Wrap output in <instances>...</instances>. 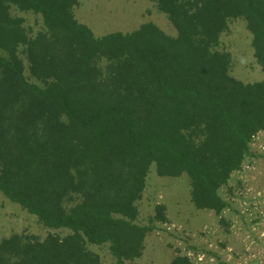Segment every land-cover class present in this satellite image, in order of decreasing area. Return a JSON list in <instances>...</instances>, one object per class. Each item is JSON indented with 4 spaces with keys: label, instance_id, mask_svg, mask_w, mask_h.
<instances>
[{
    "label": "trees",
    "instance_id": "1",
    "mask_svg": "<svg viewBox=\"0 0 264 264\" xmlns=\"http://www.w3.org/2000/svg\"><path fill=\"white\" fill-rule=\"evenodd\" d=\"M176 30L155 23L96 36L79 0H0V192L47 229L0 240V264H116L143 255L155 229L139 224L149 168L185 174L196 209L220 215L219 190L264 130V78L229 73L220 48L242 18L264 75V0H151ZM39 14L29 35L11 8ZM154 222L165 223V206ZM168 264H195L176 251Z\"/></svg>",
    "mask_w": 264,
    "mask_h": 264
},
{
    "label": "rangeland",
    "instance_id": "2",
    "mask_svg": "<svg viewBox=\"0 0 264 264\" xmlns=\"http://www.w3.org/2000/svg\"><path fill=\"white\" fill-rule=\"evenodd\" d=\"M77 19L88 25L96 36L110 32H130L142 23L153 22L169 35L176 30L167 16L151 0H79ZM23 18L29 35L44 28L39 14L11 8ZM220 48L231 53L229 73L243 82L264 78L253 55L251 34L242 18L230 20L221 35ZM228 207L217 215L196 209L191 202L188 177L159 176L155 165L149 168L146 188L137 202L138 223L155 229L145 238L143 255L127 264H168L179 251L195 264H264V130L250 142V152L241 168L232 173L219 190ZM163 204L167 222H154L155 206ZM49 232L63 235L67 230H50L19 204L0 192V240L13 233L44 238ZM103 264H116L108 245H89Z\"/></svg>",
    "mask_w": 264,
    "mask_h": 264
}]
</instances>
